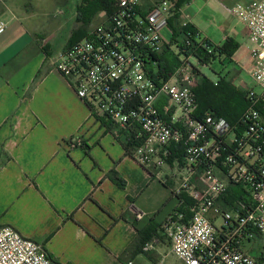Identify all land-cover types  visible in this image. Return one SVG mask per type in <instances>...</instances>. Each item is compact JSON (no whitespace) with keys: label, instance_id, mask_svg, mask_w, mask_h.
<instances>
[{"label":"built area","instance_id":"2783aa9c","mask_svg":"<svg viewBox=\"0 0 264 264\" xmlns=\"http://www.w3.org/2000/svg\"><path fill=\"white\" fill-rule=\"evenodd\" d=\"M182 7L179 23L186 27ZM176 11L173 0H114L82 39L56 54L55 69L74 80V94L91 115L137 142L132 153L137 164L161 169L181 151V161H173L181 177L172 194L181 198L178 205L183 196L192 204L189 216L177 209L161 226L171 255L182 264H262L243 245L258 236L264 254V0L229 10L247 29L248 74L260 90L241 85L248 105L240 117L244 130L236 133L208 112L195 117L190 58L168 80L156 75L152 58L164 49L163 32ZM5 29L0 20V36ZM229 186L244 198L228 203ZM0 264L57 263L35 241L0 226Z\"/></svg>","mask_w":264,"mask_h":264},{"label":"crops","instance_id":"0c3cea01","mask_svg":"<svg viewBox=\"0 0 264 264\" xmlns=\"http://www.w3.org/2000/svg\"><path fill=\"white\" fill-rule=\"evenodd\" d=\"M17 1L0 0L6 24L0 36V226L38 243L57 264H113L114 255L123 256L122 264H137L140 254L154 260L158 244L170 253L161 226L178 208L172 194L177 181L156 174L177 171L175 159L161 169L147 168L126 155L120 144L126 133L91 115L74 94V80L55 69V56L69 46L73 32L55 49L44 31L48 23H34L24 10L28 5ZM192 6L198 11L216 6L191 0L182 7L181 18L201 35L188 10ZM233 17L231 33L224 31L219 44L204 37L215 45L236 42L231 70L246 73L251 44L246 27ZM165 32L169 37V29ZM147 242L152 249L143 251Z\"/></svg>","mask_w":264,"mask_h":264},{"label":"trees","instance_id":"16d2710c","mask_svg":"<svg viewBox=\"0 0 264 264\" xmlns=\"http://www.w3.org/2000/svg\"><path fill=\"white\" fill-rule=\"evenodd\" d=\"M173 1H175L177 11L168 21V29L170 31L169 44L164 46L161 54L152 58L157 62L156 75L162 80H168L180 63L178 59L180 56L184 60L188 58L195 60L201 67L210 65L216 59L220 62L225 59L230 63V58L237 50L238 44L228 39L220 45H215L205 37H202L192 25L188 24L186 27H181L178 10L187 3V0ZM113 2L114 0H81V5L77 8L76 21L89 24L93 17H97L99 12L109 9ZM90 28L83 29L79 26L73 31L69 43L72 44L82 39ZM172 45H175L174 51L170 50ZM192 70L196 75L200 76L199 82L193 88L197 101L195 117H200L203 113L208 112L214 117L224 119L232 127H235L233 129L235 133L242 132L244 126L240 122V117L248 105L245 92L231 84L228 80V73L223 76L218 74L217 78L212 80L197 70L193 68ZM260 113L264 119V110L260 109ZM120 144L125 154L129 156H132L137 146V142L131 138L129 140L125 138V140L120 141ZM181 155L182 153L179 150L178 155L171 156L169 161L175 157L181 161ZM196 183L199 186V183ZM236 198L243 199L244 196L236 187L229 186L226 201L229 203ZM177 200L181 201V198ZM182 200L184 202L178 205L177 209L189 216V208L192 202L185 196L182 197ZM262 258H264V254H261L260 259Z\"/></svg>","mask_w":264,"mask_h":264},{"label":"rangeland","instance_id":"374dc122","mask_svg":"<svg viewBox=\"0 0 264 264\" xmlns=\"http://www.w3.org/2000/svg\"><path fill=\"white\" fill-rule=\"evenodd\" d=\"M221 1L224 5L218 4L216 0H207V2L214 3V6H216L215 10L206 7L204 8V10L198 11V9H194L193 6L188 9L190 13L195 17L194 23L200 30L201 36L208 37L215 44H219L221 42L223 35H225L224 31H226V33H231V30L233 29V21L235 19L233 16L230 15V13H228V11L234 6H230V4L227 3L225 0ZM17 3L20 6H23L25 4L28 5L26 8H24V10L29 13L30 18L34 21V23H48L44 31H49L47 36L49 37L50 45L55 49H60L68 41L71 33L76 30L79 26L83 29H86L96 25L99 21L96 16L93 17L89 24H83L82 21L80 23L76 21L77 8L81 5V0H18ZM190 3L191 1L189 2V4ZM189 4L185 5V7H187ZM10 7L12 8L11 12H14L16 15H19L21 17L16 4L12 3L10 4ZM9 13H6L5 18L10 16ZM223 14H225L226 17H224L221 21V16H223ZM222 27L226 30H223ZM163 34L166 35V32H163ZM169 41L170 35L169 37L165 38V45H168ZM174 49L175 45L170 46L171 51H174ZM161 53L162 51L160 52V54ZM178 59L180 63L178 64L174 72L178 69L179 66H181V62L184 60L182 56H180ZM189 64L191 65V68L189 69L193 68L199 73L211 78L212 80L217 78L218 74L223 76L229 72L228 80L237 88L243 90L241 87V85H243V87L247 89H253L258 93L260 91L257 84L249 76L248 72L245 73L241 68H235L234 71H232V64L225 59L222 60V62L216 59L210 65L201 67L197 64L195 60L190 58ZM191 74L195 77L196 82L194 86H196V84L200 80V76L196 75L193 71ZM160 101L163 100L161 99L159 100V102ZM167 164L165 166H167ZM156 175L160 178H165L167 176L171 177V181L175 183L176 181L178 183V180L181 177L176 170H172V173L168 174H166L165 171H159V173H157ZM175 175L177 178H175ZM218 176L220 177L221 175L218 173ZM221 223V218H217L215 221V226L219 227ZM262 246V239L258 236L243 245L244 249L250 257L257 259L260 263L264 264V258L260 259L263 250ZM168 251L169 250L165 246L158 244L152 252V254L155 256L154 260L150 261L146 257V255L140 254L137 256V264H182L173 255L168 253ZM110 258L111 257H109V259ZM122 259L123 256L121 257L114 255L113 264H122Z\"/></svg>","mask_w":264,"mask_h":264}]
</instances>
